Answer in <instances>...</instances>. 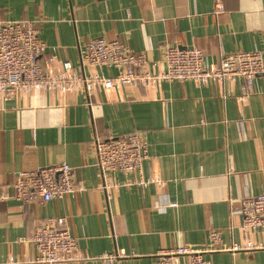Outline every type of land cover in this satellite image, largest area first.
I'll list each match as a JSON object with an SVG mask.
<instances>
[{"label":"crops","instance_id":"0c3cea01","mask_svg":"<svg viewBox=\"0 0 264 264\" xmlns=\"http://www.w3.org/2000/svg\"><path fill=\"white\" fill-rule=\"evenodd\" d=\"M221 1L216 13L217 0H0V21L35 24L45 69L70 61L81 73L114 77L115 69L82 65L80 47L98 38L143 53L156 70L165 45L199 48L208 66L223 53L264 57V0ZM242 84L0 96V264H39L34 233L54 217H65L77 240L79 258L65 264H160L161 251L185 245L209 264H264V248L229 250L245 240L241 201L264 194V77L245 99ZM133 132L147 136L149 160L141 173L111 176L122 185L107 193L95 141ZM60 163L78 170L74 196L15 199L19 172ZM134 180L148 185H123ZM212 230L228 250H213ZM249 238L264 243V231Z\"/></svg>","mask_w":264,"mask_h":264},{"label":"built area","instance_id":"2783aa9c","mask_svg":"<svg viewBox=\"0 0 264 264\" xmlns=\"http://www.w3.org/2000/svg\"><path fill=\"white\" fill-rule=\"evenodd\" d=\"M223 11L217 0L216 13ZM47 45L40 38L35 24L30 21H0V96L28 95L33 92H50L67 95L86 92L91 95L97 89L122 90L127 87L152 88L163 82L193 81L204 85L214 80L224 85L240 80L243 84L241 99L248 97L257 77H264V57L261 51H236L223 53L214 66L205 65L204 52L196 47L182 48L165 45L164 69H152L146 56L131 50L118 40L93 39L80 47L83 66L115 69L114 77L96 73H81L70 61H63L60 70L45 69L40 62ZM55 58L49 60L53 67ZM95 149L103 176L102 189L107 193L122 184L112 181L116 173L125 175L141 173L149 160L150 144L142 132L122 137L97 138ZM76 167L67 163L48 165L34 171H21L16 175L15 199L24 202L39 200L49 202L66 195L74 196L77 188ZM110 179V180H109ZM109 180V181H107ZM148 185L145 181L123 183L125 186ZM242 216L240 226L244 242L233 244L229 250H257L263 242L249 238L256 231H264V194L243 199L239 206ZM209 238L215 249L221 248L219 231H210ZM39 264H65L78 259L77 240L72 235L65 217L49 218L41 222L34 233ZM218 247V248H217ZM204 252L188 245L161 251L160 264H177L181 256L189 264H209Z\"/></svg>","mask_w":264,"mask_h":264}]
</instances>
